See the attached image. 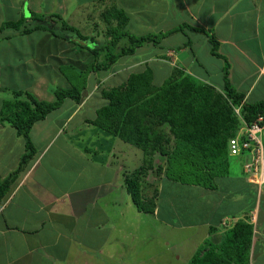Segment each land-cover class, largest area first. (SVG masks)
<instances>
[{"label": "crops", "instance_id": "1", "mask_svg": "<svg viewBox=\"0 0 264 264\" xmlns=\"http://www.w3.org/2000/svg\"><path fill=\"white\" fill-rule=\"evenodd\" d=\"M101 1L82 0L77 6H96L97 16ZM115 1L117 8L125 10L129 16L126 29L130 34H145L140 31L144 24L147 28L169 31L189 23L209 31L220 42L219 52L230 62V78L245 93V100L264 99V0ZM42 2L36 1V6H42ZM31 7L29 0H0V29L7 20L33 19ZM27 10L31 16H26ZM189 34H193L191 42L183 32L177 31L167 35L159 45L147 44L142 53L151 55L150 49H154L156 60L158 56L170 55L168 58L173 64L166 61L167 57L163 58L168 65L164 76H170L175 66L182 64L187 71L222 89L225 58L211 53L205 32L191 30ZM25 35L28 39L23 44L32 46L30 55L33 57L36 53L35 60L44 64L51 61L52 54L63 55L65 63L75 62L80 53L75 50L73 41L58 50L59 42L51 46V36H43L37 30ZM15 46L17 43L13 40L0 43V53H4L0 66L2 71L22 77L5 67L6 55ZM22 53L19 51L17 55ZM27 56L29 60V53ZM94 58L92 54L88 60ZM141 59L110 68L106 77L116 76L129 66L136 67ZM163 62L158 60L154 66L150 65L155 75H159L158 66ZM29 85L34 91L33 82ZM101 89V102L96 101L94 105L90 101L94 93L84 91L82 102L67 98L45 119L34 124L31 135L36 155L0 207V264L105 263L118 255L120 247L127 243V230L126 227L123 230L121 218L125 219L127 227L135 225L140 238L153 231L151 226L153 229L160 226L162 231H153L145 244L153 245L150 251L155 247L153 254L157 259L170 260L166 264H211L216 254L214 250L220 253L224 239L228 238L227 232L239 219L247 218L254 227L248 264H264V185L247 176L243 156L237 157V163V160L230 161L229 172L216 177L215 187L171 182L150 170L145 192L152 196L158 188L160 194L155 212H144L134 203L127 188L128 175L143 162V150L90 122L98 108L107 102L102 94L104 88H98ZM24 150L25 140L17 134L16 128L0 123L1 177L14 170V162L19 163ZM112 198L116 206L109 212L106 200ZM206 206L203 213L197 212ZM152 218L159 222L157 226L150 222ZM116 231L122 239L111 241ZM157 238L161 242L152 240ZM135 246L136 252L142 250ZM128 261L131 262V257ZM117 264H121V259Z\"/></svg>", "mask_w": 264, "mask_h": 264}, {"label": "trees", "instance_id": "2", "mask_svg": "<svg viewBox=\"0 0 264 264\" xmlns=\"http://www.w3.org/2000/svg\"><path fill=\"white\" fill-rule=\"evenodd\" d=\"M110 1L109 6L114 11H110V14L115 19H108L106 26H101L99 15L96 16L93 10V15L84 19L79 27L59 17L67 32L76 33L71 39L67 33L59 36L75 42L78 52H83L85 47L94 54L95 59L79 72L84 78L87 77L84 73L89 75L91 71H109L121 56L132 55L138 48L150 43L159 45L167 35L177 31L188 36L190 42L187 30L205 32L209 36L211 53L225 58L219 52L220 42L209 31L189 23H183L167 33L130 34L126 29L129 16L125 10L117 8L115 0ZM25 19L7 20L0 31L10 24L21 26L20 34H29L40 28L50 31L42 25L27 26ZM102 19L107 17L102 16ZM93 31L103 38L93 40L90 34ZM54 34L58 35L53 30ZM103 50L106 51L104 55L100 53ZM174 53L177 54V51ZM166 55L162 56L168 58ZM229 68L230 62L225 58V84L222 89L187 71L182 64L175 66L169 78L160 84L156 83L154 70L148 64L143 70L131 71L122 83L103 89L102 94L107 102L98 108L96 117L90 122L143 150L142 164L127 179L128 191L140 210L154 213L157 207L159 189L156 188L149 196L144 188L149 182L147 177L150 170L171 182L208 187H215L216 177L229 172L233 157L229 149L230 138L239 134L243 120L251 124L260 114H264V99L254 102L245 100V93L233 84ZM79 84L56 88V99L52 102L39 99L28 90L15 89L13 98L1 97L0 123H9L16 128L17 134L25 140V150L18 167L5 177L0 176V207L36 155L37 149L31 135L34 124L45 119L67 98L82 102V90L87 84L84 82L83 87H79ZM235 108H240V114ZM156 156L165 157L166 164H155ZM253 229V224L247 218L239 219L227 232L228 238L224 239L220 253L214 250L216 254L211 264L239 261L248 264Z\"/></svg>", "mask_w": 264, "mask_h": 264}, {"label": "rangeland", "instance_id": "3", "mask_svg": "<svg viewBox=\"0 0 264 264\" xmlns=\"http://www.w3.org/2000/svg\"><path fill=\"white\" fill-rule=\"evenodd\" d=\"M11 1L17 2L18 0H11ZM29 1H32L31 11L33 13L34 19H31L30 21L25 19V24L27 26H31V27H35L37 25L45 26L52 33L50 31L44 30L43 28H40L37 31L39 32V34H43V36H51L52 37V39H49L50 42H52L51 46H54L55 44H57L56 42H59L58 43V50H60L62 48V46H67V43H68V39H65V38L59 36L61 33H65V34L67 33V37L69 36L70 39H71V37L76 35V33H74V32H70V31L67 32L65 30V28L63 26V20H60L59 17H63L64 20L68 21L72 25L79 27L85 18L89 17V15H93V13L96 12V6L95 7H91V5H89V6H86V5L77 6L78 1L81 2L82 0H43L42 3H44V4H42V6H36V1H39V0H29ZM84 1H87V0H84ZM108 2L111 3V1H109V0H102L101 3H103V4H102V6L99 7V9H100L99 10V13H100L99 19L101 20L100 21L101 26H106L108 19L111 21L113 19H115L110 14L111 13L110 11H112V12H114V11L112 10V7L109 6ZM142 7H144V6H142ZM28 11L29 10L25 11L26 16H31V14H28ZM102 16L103 17L106 16L107 19H105V20L102 19ZM22 25H23L22 27H24V24H22ZM20 27L21 26H16L14 24H10L8 27H6V28L2 29V31H0V43H2V41L10 42L12 40H13L14 44L17 43V46H15L11 50V52L7 53L6 58H5V67L7 69L13 70L14 72H18V74H21V76H22V77H19V76L14 77L13 75L8 74L6 71H2V67L0 66V87H2V89H0V97H2V98L3 97L4 98H13L15 89L16 90H29V91H31V88H30L31 86L29 85V83L33 82L32 87H33L34 91H31V92L37 98L42 99V100L47 101V102H51L52 100H54L56 98V94H55L56 88L72 87V86L78 85L79 82H81V84H79V87H83L84 82H85L87 85L82 90V94H84V91L93 92L94 94L92 96H94V97H92V99L90 101L95 105L96 101H100V102L102 101V99L100 97L101 96L100 92L102 91V89L98 90V88H101V87L109 88V87H112V86H115V85L122 83L129 76V71H130L129 69H132V67H133V66L132 67L129 66L126 71L121 70V71H119L118 75L114 76L113 74H111L110 76H107V77H106V75H108L109 72L106 73V70L101 71V72L91 71L89 73V75L84 73L85 76L87 75V77L84 78V76L79 74V72L84 71L85 68L88 66L89 62L90 63L92 62L91 59L88 60V57H90L93 54V53L87 54L86 52H87L88 48H85V47L83 48L84 49L83 51L85 52V54H83L82 52L78 53L75 62L68 61V62L64 63V62H62V60H64L63 55H59L57 53L52 54L51 55V61H49L46 64H44L43 62H38L37 60H35L36 53L33 54V57L30 55L32 52V46L30 44H28V45L23 44L25 39H28V36L25 34H19V30L21 29ZM161 29H163V28H155V27L147 28L146 24H144V26L140 29V31H142L145 34L150 33V32L156 33V34H159L160 32L167 33V31H168L167 29H163V30H161ZM53 30L55 32H57L58 35H55V34L53 35ZM34 31H36V30H33V32ZM128 32L130 33L129 29H128ZM136 32L139 33L138 30H136ZM186 32L189 34L188 30ZM90 34H91V38H93V40H95V41H100L103 38L96 31H93ZM32 35H30V36H32ZM34 35H37V33H35ZM179 35H180V33H179ZM190 35L193 36V34H190ZM63 39H65L66 41H64ZM73 39H75V38H73ZM75 41H76V39H75ZM150 47L152 48L153 46H150ZM26 48H27V51L24 50ZM144 48H146V45L143 46L142 48H140L139 52H137L135 55L121 56V58H119L116 61V63H114L112 65L111 68L120 67V66L125 65L126 63L130 62L131 60H134L135 58L139 59V57H140V58H142L140 60L141 63L139 62L137 64V66L133 67V69H132L134 71L135 70L137 71V70H143L145 68V66L148 64L149 65L152 64L154 66L156 61L162 60L164 62L159 64V66H158L159 75L156 74L154 76L156 78L155 81L157 84L163 83L167 78H169V76H164L166 74V71L168 68V65L165 63V59H163L164 57L158 56L157 57L158 60H156L154 49H150V50H152L151 55H149V54L144 55L142 53V49L144 50ZM35 49L37 50L39 48L36 47ZM74 49H75V47H74ZM19 51L23 52V53L20 55H17V53ZM148 51H149V49H147V52ZM105 52L106 51L103 50L100 53L102 55H104ZM27 53H29V60L27 59L28 58ZM3 55H4V53H0V57H2L0 59V61L4 60ZM167 56H169V58H170V55H167ZM169 58L166 61L173 64L172 59H169ZM160 75H163V76H160ZM161 80H162V82H161ZM93 85H94V87H93ZM95 85H97L96 89L98 91L94 90ZM99 106H101V105H99ZM1 109L2 108L0 107V110ZM237 157L238 156H236V155L233 156V159H231V162L234 163L235 160H237L235 162V163H237L239 161V159ZM154 163L155 164H158V163L166 164V158L156 156ZM14 164H13L14 169H16L18 167L19 163L14 162ZM135 170H133V172L130 173V175H128V178L133 175ZM157 177H159V176H157ZM112 196H115L114 193L112 194ZM106 201L108 203L107 207L109 208V212H110L113 209V205L116 204V200L114 198H112L111 200H106ZM248 201H249V198L247 197L246 202H248ZM263 207H264V203H263ZM206 208H207V206L201 207L199 209V211H197V212L203 213ZM157 220H158V215H157ZM124 222H125V219L121 218V226H122L123 230L126 227V230H127L126 232L128 235V239L126 241L127 243L125 244V246L120 247L119 252H117L118 255H116L112 260H109L105 263H102V262L96 263L95 261H93L94 264H117L118 261H120V259H121V264H130V263L131 264H161L163 262L165 264L170 263V260L165 261V260L157 259L155 257V254H153L155 251V247H153L150 251V248L153 245H149L150 242L148 244H145V239H151L150 235L152 234L153 231H158V232L162 231L160 226H158L157 229H153V226H151L153 231L149 232L148 235H145V234L141 235V238H140V234L139 233L136 234L137 228H136V230L134 229L135 225H129L127 227L124 224ZM150 222L156 226L159 224L158 221L157 222L153 221V218L150 220ZM129 223H131V222H127V224H129ZM116 232L117 233H114L113 235H111V238H110L111 241L117 240L118 238L122 239V236L118 235L119 234L118 231H116ZM159 237H162V236H159ZM152 240L155 243L161 242V240H159V238H157L155 240L152 239ZM192 242H193V240L191 241V243ZM136 244L140 249H142L140 252H136V249H138L135 246ZM160 245H161V243H160ZM92 255L93 254H91V256ZM130 257H131V262L128 261V259H130Z\"/></svg>", "mask_w": 264, "mask_h": 264}, {"label": "built area", "instance_id": "4", "mask_svg": "<svg viewBox=\"0 0 264 264\" xmlns=\"http://www.w3.org/2000/svg\"><path fill=\"white\" fill-rule=\"evenodd\" d=\"M240 114V108H235ZM240 132L229 140L230 153L243 156V168L253 182L264 185V114L247 124L245 120ZM254 221V218H253Z\"/></svg>", "mask_w": 264, "mask_h": 264}]
</instances>
